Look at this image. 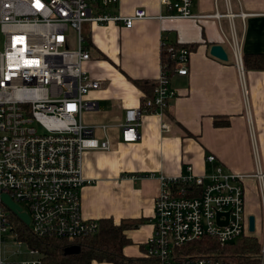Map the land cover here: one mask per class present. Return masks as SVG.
Returning a JSON list of instances; mask_svg holds the SVG:
<instances>
[{
    "label": "built area",
    "instance_id": "2783aa9c",
    "mask_svg": "<svg viewBox=\"0 0 264 264\" xmlns=\"http://www.w3.org/2000/svg\"><path fill=\"white\" fill-rule=\"evenodd\" d=\"M192 1L158 0L164 10L158 18L222 17L215 13L193 15ZM117 3L118 0H0V264H42L37 251L17 240L14 230L19 220L5 206L2 196L27 216L26 226L35 238L73 242L92 236L98 229L97 221L85 220L80 213L79 190L88 184L82 177L81 158L84 152L107 151L109 146L106 140L93 138L92 128L80 121L83 113L96 109L88 96L101 87L83 69L89 54L81 26L116 23L129 29L133 22L149 18L140 9L128 17L104 13ZM223 39L241 73L237 38L230 32ZM160 46L166 62L160 64L151 95L142 98L138 107L126 109L118 126L124 143L138 140L143 115L164 116L168 102L176 97L170 77L186 76L188 72L187 48L164 40ZM159 129L168 131L166 124ZM205 161L212 164L214 158L207 156ZM184 171L185 175L158 177L152 233L144 243L143 258L157 264H228L208 256H177L174 251L201 238L212 239L222 247L246 234L244 177L220 167L213 168L207 176L194 175L190 166ZM5 240H12L16 247L24 246L26 258L16 260L21 253L17 249L6 256ZM259 260L264 264V235Z\"/></svg>",
    "mask_w": 264,
    "mask_h": 264
},
{
    "label": "crops",
    "instance_id": "0c3cea01",
    "mask_svg": "<svg viewBox=\"0 0 264 264\" xmlns=\"http://www.w3.org/2000/svg\"><path fill=\"white\" fill-rule=\"evenodd\" d=\"M137 9L149 18L133 22L129 29L116 23L81 26L89 54L83 69L101 87L88 96L96 109L83 113L80 121L92 128L93 138L106 140L109 146L107 151L84 152L81 158L82 177L88 182L79 190L82 218L115 225L137 223L123 232L128 243L122 253L142 258L144 243L152 233L158 177L185 175L186 166L196 176H207L220 167L244 177V216L246 221L253 218L251 235L261 252L264 70L245 68L242 59L264 55V0L192 1L193 15L215 13L222 16L219 19H160L164 10L158 0H118L104 13L128 17ZM226 13L232 16L227 18ZM230 32L239 42L241 73L223 39ZM162 40L188 49V72L170 77L176 97L168 102L164 116L143 115L138 140L124 143L118 126L126 109L138 107L142 98L151 95L159 75ZM213 45L222 47L226 61L209 55ZM161 124L168 131L161 132ZM207 156H213L212 164L206 163Z\"/></svg>",
    "mask_w": 264,
    "mask_h": 264
},
{
    "label": "trees",
    "instance_id": "16d2710c",
    "mask_svg": "<svg viewBox=\"0 0 264 264\" xmlns=\"http://www.w3.org/2000/svg\"><path fill=\"white\" fill-rule=\"evenodd\" d=\"M159 61L160 64L166 62L162 49ZM242 63L248 69L264 70V55L244 57ZM170 65L172 64L168 65V69L171 71ZM136 225L137 223L132 222L115 225L109 220H102L98 222L95 234L73 242L35 238L28 227L19 221L15 222L14 233L19 242L38 252L42 264H157L153 259L127 258L123 255L122 249L128 243L123 232ZM251 234L246 232L240 239L222 247L212 239L201 238L177 248L174 253L177 256L214 257L219 262L228 264H258L260 244ZM70 246L79 247L78 254L64 255L63 250Z\"/></svg>",
    "mask_w": 264,
    "mask_h": 264
},
{
    "label": "water",
    "instance_id": "95a60500",
    "mask_svg": "<svg viewBox=\"0 0 264 264\" xmlns=\"http://www.w3.org/2000/svg\"><path fill=\"white\" fill-rule=\"evenodd\" d=\"M209 55L219 61H226V55L221 46L213 45L209 48ZM2 201L5 206L16 216V218L23 224H28V218L24 213H20V209L13 204L6 196H2ZM254 230V222L252 217L247 218V232L251 234ZM79 252V247L70 246L63 250L64 255H76Z\"/></svg>",
    "mask_w": 264,
    "mask_h": 264
},
{
    "label": "rangeland",
    "instance_id": "374dc122",
    "mask_svg": "<svg viewBox=\"0 0 264 264\" xmlns=\"http://www.w3.org/2000/svg\"><path fill=\"white\" fill-rule=\"evenodd\" d=\"M68 36H69V38L71 37V31L69 30L68 31ZM2 43H3V39H2V37H1V35H0V52H1V50H2ZM5 243H6V247H5V255L7 256L9 253H10V251H14V250H18L19 251V255H17L16 257H15V259L17 260L18 258H20V259H25L26 258V256H25V253H26V251H27V249L24 247V246H19V247H16L14 244H12L13 243V241L11 240L10 241V243H9V241L8 240H5ZM12 259V257H10V260Z\"/></svg>",
    "mask_w": 264,
    "mask_h": 264
}]
</instances>
